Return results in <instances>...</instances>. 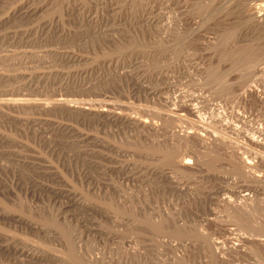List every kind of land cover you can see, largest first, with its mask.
<instances>
[{"label":"rangeland","instance_id":"374dc122","mask_svg":"<svg viewBox=\"0 0 264 264\" xmlns=\"http://www.w3.org/2000/svg\"><path fill=\"white\" fill-rule=\"evenodd\" d=\"M0 264H264V0H0Z\"/></svg>","mask_w":264,"mask_h":264},{"label":"bare ground","instance_id":"6f19581e","mask_svg":"<svg viewBox=\"0 0 264 264\" xmlns=\"http://www.w3.org/2000/svg\"><path fill=\"white\" fill-rule=\"evenodd\" d=\"M258 6H259V5H258ZM259 19H260V18H259ZM256 21H257V20H256ZM84 111H85V109H84ZM107 112H108V111H107ZM100 113H102V114L105 115V114H106L105 109H104V110L101 109ZM107 114H108V113H107ZM104 115H103V116H104ZM109 116H110V115H109ZM118 116H119V115H118ZM106 117H108V116L106 115ZM112 117H113V115H112ZM116 120H117V119H116ZM130 120H131V119H130ZM127 121H128V119H127ZM140 122H141V121H140ZM145 122H146V121H145ZM145 122L142 121V125H143V124L145 125V124H146ZM135 123H136V122H135ZM137 123H139V122L137 121ZM147 124H148V123H147ZM140 125H141V124H140ZM142 125H141V126H142ZM198 125H199V124H198ZM138 127H139V126H138ZM152 129H153V128H152ZM172 131H173V130H172ZM188 135H189V134H187V133L184 134V135H183V133H182V134L180 135V137H181V138H185V137L187 138ZM185 141H186V140H185ZM180 158H181V157H180ZM180 158H179V159H180ZM182 158H183V157H182ZM182 158H181V162H180V160H179V163H180L181 165L183 164L184 166H188V165L190 166L191 164H193L192 162L190 163V161H189L190 159L187 160V159H185V158H183V159H182ZM247 164H248V163H247ZM247 164H246V167H244V166H245V165H244L243 168H247V167H248ZM189 168H190V167H189ZM242 196H243V198L248 197L247 194H244V195H242ZM249 197H250V196H249ZM241 198H242V197H241ZM243 200H244V199H243ZM249 200H251V198H249L248 201H249ZM243 202L245 203L246 201H243ZM243 202H241V204H242ZM244 203H243V204H244ZM246 203H247V202H246ZM241 204H240V205H241ZM242 207H243V206H242ZM235 246L237 247V245H235ZM223 248H224V247H223ZM232 248H233V247H232ZM225 249H226V248H225ZM215 250H216V249H215ZM235 250L237 251V249H235ZM219 251H220V250H219ZM218 253H219V252H218ZM236 253H237V252H236Z\"/></svg>","mask_w":264,"mask_h":264}]
</instances>
